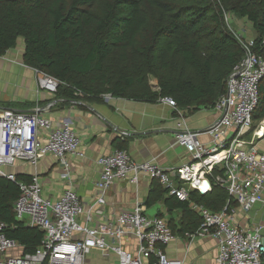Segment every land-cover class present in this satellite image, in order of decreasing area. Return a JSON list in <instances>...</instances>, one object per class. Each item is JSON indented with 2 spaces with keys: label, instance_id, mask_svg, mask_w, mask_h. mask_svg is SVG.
Instances as JSON below:
<instances>
[{
  "label": "built area",
  "instance_id": "1",
  "mask_svg": "<svg viewBox=\"0 0 264 264\" xmlns=\"http://www.w3.org/2000/svg\"><path fill=\"white\" fill-rule=\"evenodd\" d=\"M226 20L228 23V16ZM235 35L244 57L233 68L225 93L214 105L213 123L202 131L191 132L172 98L158 100L177 117L173 146L183 148L189 162L163 169L153 161L136 163L124 150L102 156L96 161L100 171L95 199L87 210L75 191L67 189L51 202L42 198L37 175L24 183L7 170L17 163L36 166L49 156L61 168L62 179L70 180L69 158L82 154L79 137L68 121H49L40 115L39 108L30 113L1 112L0 179L16 183L19 189L13 205L16 219L38 229L43 237L33 254L23 255L20 246L5 237L6 226L0 222V264H83L91 251L113 254L117 264H182L163 251L174 240L169 225L161 218L145 216L139 205L93 224L94 217L104 215L102 208L111 186L119 181L137 184L142 175L179 202H189L190 192L205 195L212 186L224 189L234 206L228 201L220 212L189 202L200 225L187 236L188 242L213 239L217 246L214 264H264V118L252 129L264 61L251 52V41L243 42L242 36ZM37 74L39 89L54 95L59 83ZM201 136L209 140L207 144L199 140ZM131 239L135 245L132 252L124 249Z\"/></svg>",
  "mask_w": 264,
  "mask_h": 264
},
{
  "label": "trees",
  "instance_id": "2",
  "mask_svg": "<svg viewBox=\"0 0 264 264\" xmlns=\"http://www.w3.org/2000/svg\"><path fill=\"white\" fill-rule=\"evenodd\" d=\"M227 15L250 25L251 52L264 61V0H0V57L22 40V63L59 83L54 94L59 101L99 102L109 95L154 103L170 97L178 110L209 111L244 57ZM262 118L264 78L253 114L255 121ZM16 180L27 183L30 178ZM18 197L16 183L0 179L3 233L29 255L43 234L16 219ZM161 200L182 211L184 227H169L173 235L183 236L200 225L189 202L215 213L229 198L212 186L205 195L190 192L189 202H179L153 183L146 204Z\"/></svg>",
  "mask_w": 264,
  "mask_h": 264
},
{
  "label": "crops",
  "instance_id": "3",
  "mask_svg": "<svg viewBox=\"0 0 264 264\" xmlns=\"http://www.w3.org/2000/svg\"><path fill=\"white\" fill-rule=\"evenodd\" d=\"M228 16V26L236 34L250 25L244 20L232 21ZM232 22V23H229ZM234 22V23H233ZM241 36V35H240ZM252 36L251 40L253 39ZM24 45L18 40L14 49L0 57V114L5 110L30 113L35 108L40 115L54 123L68 121L80 140L79 152L82 156H72L70 180L62 179V170L52 157L46 156L36 166L17 163L7 170L15 176L40 179L42 198L57 201L67 189L75 191L87 210L95 199V184L99 178L98 158L113 153L121 146L130 159L136 163L153 161L163 169L180 167L189 162L183 148L173 146L176 123L172 109L161 103L126 99H102L97 102H64L54 95L39 89L38 74L22 63ZM185 124L191 132H199L208 127L216 118L215 112L182 110ZM199 140L207 144L208 139ZM153 183L146 176H140L137 184L119 181L106 194L103 217L93 218V224L108 221L117 213L130 211L135 205L143 209L145 216L161 218L168 225L176 226V231L184 227L182 211L169 209L164 202L155 201L147 205ZM170 226V225H169ZM174 235V240L163 247L165 255L182 264H214L217 255L213 239L188 242L187 233ZM134 240L124 244V249L132 252ZM83 264H117V258L110 253L91 251Z\"/></svg>",
  "mask_w": 264,
  "mask_h": 264
},
{
  "label": "rangeland",
  "instance_id": "4",
  "mask_svg": "<svg viewBox=\"0 0 264 264\" xmlns=\"http://www.w3.org/2000/svg\"><path fill=\"white\" fill-rule=\"evenodd\" d=\"M232 21L234 20H237L236 18L230 16ZM229 23H232V22H229ZM234 23V22H233ZM242 30H240L239 34L242 36V40L243 42H250L251 41V38L253 36V32L251 30V27H245L243 29V27H240ZM233 31V30H232ZM149 87L151 88L152 91L154 92H157V88H156V83L153 79H149ZM259 122V120L255 121L253 118H252V129L255 127V124H257ZM246 139H248V137H246Z\"/></svg>",
  "mask_w": 264,
  "mask_h": 264
},
{
  "label": "water",
  "instance_id": "5",
  "mask_svg": "<svg viewBox=\"0 0 264 264\" xmlns=\"http://www.w3.org/2000/svg\"><path fill=\"white\" fill-rule=\"evenodd\" d=\"M263 245H264V241H263Z\"/></svg>",
  "mask_w": 264,
  "mask_h": 264
}]
</instances>
